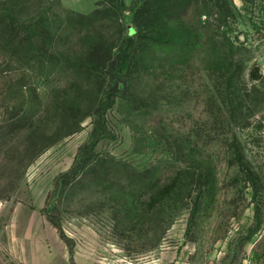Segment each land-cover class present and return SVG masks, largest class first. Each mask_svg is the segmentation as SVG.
<instances>
[{
  "label": "rangeland",
  "instance_id": "obj_1",
  "mask_svg": "<svg viewBox=\"0 0 264 264\" xmlns=\"http://www.w3.org/2000/svg\"><path fill=\"white\" fill-rule=\"evenodd\" d=\"M145 1L0 0V264H264V0Z\"/></svg>",
  "mask_w": 264,
  "mask_h": 264
},
{
  "label": "trees",
  "instance_id": "obj_2",
  "mask_svg": "<svg viewBox=\"0 0 264 264\" xmlns=\"http://www.w3.org/2000/svg\"><path fill=\"white\" fill-rule=\"evenodd\" d=\"M187 1L188 0H153L150 2L145 1L135 11L134 23L140 27V25H142L141 19L145 15L146 19L153 18L154 15H157L160 11L164 12L165 8L170 10V15H166V17L171 18L178 16L182 13L184 9H186ZM140 34L141 32L139 31L137 35ZM88 57L91 59L92 62L96 61L98 62V64L104 65L105 62L112 57V53L104 45L96 43L91 45L90 50L88 51Z\"/></svg>",
  "mask_w": 264,
  "mask_h": 264
},
{
  "label": "crops",
  "instance_id": "obj_3",
  "mask_svg": "<svg viewBox=\"0 0 264 264\" xmlns=\"http://www.w3.org/2000/svg\"><path fill=\"white\" fill-rule=\"evenodd\" d=\"M30 223H32L31 221H30ZM25 230H26V232H28V233H31L32 231H36V232H39L40 234H43V235H45V236H47L48 238H46L45 237V239L47 240H49V242L51 243V242H56L57 241V239H58V234H57V232H56V229L49 223V221H45V225L44 226H40L39 224H37V225H27L26 227H25ZM44 238H39L38 240H39V242H45L44 240H45Z\"/></svg>",
  "mask_w": 264,
  "mask_h": 264
}]
</instances>
